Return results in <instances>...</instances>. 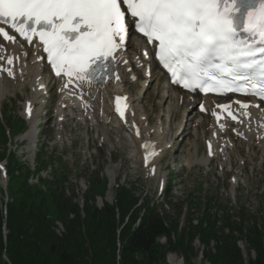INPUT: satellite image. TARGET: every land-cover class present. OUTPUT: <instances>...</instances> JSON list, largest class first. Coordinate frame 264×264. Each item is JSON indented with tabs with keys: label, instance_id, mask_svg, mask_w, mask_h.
<instances>
[{
	"label": "snow or ice",
	"instance_id": "snow-or-ice-1",
	"mask_svg": "<svg viewBox=\"0 0 264 264\" xmlns=\"http://www.w3.org/2000/svg\"><path fill=\"white\" fill-rule=\"evenodd\" d=\"M0 21L7 25L0 26L4 41L16 43L18 34L28 45L39 42L55 75L68 78L65 87L92 78V64L113 57L132 29L156 45V57L185 89L241 92L264 101V60L255 59L264 52L257 47L264 46V0L255 5L248 0H0ZM14 59L19 57L0 56L7 65L0 64V74L15 78ZM236 81H247V86L238 87ZM121 99L116 98V111L123 118ZM232 104L238 105V114ZM232 104L218 107L238 123H243L240 117H250L252 105ZM27 111L31 115L30 104ZM212 115L218 122L222 119L216 112ZM142 147L148 165L149 155H157L155 146L145 142ZM208 149L212 155L211 141Z\"/></svg>",
	"mask_w": 264,
	"mask_h": 264
},
{
	"label": "trees",
	"instance_id": "trees-1",
	"mask_svg": "<svg viewBox=\"0 0 264 264\" xmlns=\"http://www.w3.org/2000/svg\"><path fill=\"white\" fill-rule=\"evenodd\" d=\"M26 176V173H21L10 180L9 189L14 201L7 207L8 233L5 240L0 212V254L5 250L10 264H117L116 253L120 258L118 264H167L166 253L179 252L185 256L190 246L187 242L194 234L197 233L205 246L213 238L211 229H203L201 225H189L186 231L178 233L174 219L166 228L164 219L147 207L138 225L134 226L140 208L133 209L136 198L126 191L122 194L123 201L118 205L119 222L111 206L101 210L87 207L85 217L81 219L76 207L63 198L58 178L48 184L47 191L43 193L29 186L25 181ZM69 213L74 214L70 220ZM48 216L65 224L62 237L54 234ZM120 225L123 226L117 233ZM172 233L176 243L170 240ZM246 234L248 252L254 254L253 258H248L247 264H264V237L261 230L253 226ZM159 236L166 237L165 244L157 242ZM116 240L119 241V247ZM204 254L210 264L243 263L236 241L230 237L217 245L214 251L208 248ZM184 258L189 260L188 256ZM0 264L7 263L0 257Z\"/></svg>",
	"mask_w": 264,
	"mask_h": 264
},
{
	"label": "rangeland",
	"instance_id": "rangeland-1",
	"mask_svg": "<svg viewBox=\"0 0 264 264\" xmlns=\"http://www.w3.org/2000/svg\"><path fill=\"white\" fill-rule=\"evenodd\" d=\"M44 74L45 73H43V79L47 81L48 85H51V79ZM6 79H4V83L7 84L8 81ZM10 86H7L9 89V93L3 96L2 101L0 100V107H2L0 119H3V121L0 120V122L2 125L7 126L8 123H5V120L7 118V120L9 121L10 129L12 131H15L20 127L21 122L10 117H18V104L24 101L26 97H24L22 94L27 95L29 89L27 87L23 88L21 90V94L19 92L20 90L14 88L12 84ZM145 101H151L154 103L158 102L159 98H153V92L151 91L148 93V95H146ZM54 102L55 97L50 96L45 100V104L43 106L38 104L34 105V110L41 109L42 111L40 116L42 125L40 127L39 141L37 142L36 147L38 149L40 148V155L44 156L43 161H45L46 164H58L60 161L64 163L69 162L70 154H72L73 162H76L77 160L80 161L82 157H80L79 154L76 155V153L83 149H86L89 153H91V155L92 153H95V156L92 155V162H94L95 164L97 163L99 167L106 165L112 166L114 169L115 178L125 176V178L129 179V183H132V185L135 187V192L137 194L153 197V190L151 187L152 183H145L141 181L140 178L142 172L135 164V168L132 169L131 172L128 170L131 169L129 168L131 163L126 160L127 153L124 146L125 143L123 142L119 146H115V136L113 134L110 136L107 135V140L101 146H99V144L101 143L94 140L95 135L90 131L87 124H80L76 120H73L71 117H67L65 122L63 123V132H66L67 138H62V144L61 142L55 144L56 140L54 139V131L52 128V126L54 127L55 124V118L53 117L52 111ZM6 109L9 110V112H5ZM156 112H158V110H156ZM6 114L10 117L6 116ZM49 121L50 125L49 123L45 124V122ZM100 127L101 126H99V128ZM0 133L1 135L3 134L2 127H0ZM20 139L17 136L13 141H11V149L12 151H14L19 161H24L30 167H32L34 163L33 152L31 153L28 148L33 150L34 146L25 144L23 143V141H19ZM1 145L2 143L0 142V149L2 148ZM44 145L46 146L43 147ZM249 148L251 149L252 153L250 159L244 164L243 177L241 178L242 185L240 186V188L238 187L239 189L237 190V194L238 191L242 194V196L239 197L240 201L238 200L240 204H237L236 211H230L228 215H230L231 217H235L237 211H243V216L247 217V222L244 223L245 227L249 228L253 224H258L264 233V168L258 165V157L260 156L258 147H256V145H251ZM34 152L36 153V151ZM163 165L164 161L161 162L160 168H162ZM110 175L111 177H113L111 170ZM174 181L177 182L178 180L174 179ZM181 181L184 184L179 182L180 189L184 193L189 192V195H191L192 197L198 195L197 197L199 198V202L201 203V205H203L205 203V200H208V198H212V202L216 203L221 209L226 206V200L223 198L221 185L215 184L213 182L215 181V178L213 177L212 173H209L205 176L203 171L199 170L198 168H194L191 173L183 176V179ZM193 186L195 187V190L193 189ZM102 189L103 187H101V190ZM181 196H183V194ZM193 207L195 209L194 213L201 210V208L197 210L194 205ZM170 210L175 211L174 207H169V211ZM248 212H252L253 214H250ZM184 215L185 212H183L182 217H184ZM182 224H184V221ZM180 226L183 227V225L181 224ZM235 236H237V234H235ZM238 246L242 250L243 256L247 258V243L244 240H241V242H238ZM191 249V252L193 251L194 253L195 251L206 250H203L201 243H199L197 240L191 241ZM213 250H215V248H213ZM170 255L174 256V262L171 260ZM200 257L201 255L197 256L191 253L189 263L208 264V262H206L204 258L200 259ZM167 264H187V262H185L179 254H168Z\"/></svg>",
	"mask_w": 264,
	"mask_h": 264
},
{
	"label": "bare ground",
	"instance_id": "bare-ground-1",
	"mask_svg": "<svg viewBox=\"0 0 264 264\" xmlns=\"http://www.w3.org/2000/svg\"><path fill=\"white\" fill-rule=\"evenodd\" d=\"M133 41H136L138 47H142L143 52L145 51V49L143 48V44L139 40L133 39ZM3 46H5L6 50H2ZM132 51L134 52V50ZM136 54L137 53H135V55ZM0 56H10L13 58L19 57L18 60L14 59V65H13V70L15 72L14 79L9 78L6 73L0 74V100L5 94L9 93V89L6 83H4V79L7 78L6 80L8 82H11L14 88L20 90L21 87H27V86L29 87L30 95H28L27 97L29 99V102L31 103L42 102V100L40 99V95H42L45 92V82L42 80V72L44 68L41 65V62L39 61V56L35 52V47L31 46L30 48H27L25 46H21L19 44H14V43L0 44ZM135 61L136 59L133 54H130L128 52H121L119 54L118 61L116 62V69L119 72V76H121V78H123V75L124 78H127V75L125 73L128 72L129 63ZM0 64H4V66L7 67L5 61H0ZM78 85H79V90L76 91V93L80 97V101H74L72 99H69L67 97L68 93L63 91L61 89V85H58L55 82L56 90L61 89L60 92L56 95L55 104L52 106L54 115L55 117H57V123L55 124L56 140H61V138L64 136L61 127V122H58L59 118L62 119L63 116H65V112L63 111L62 113L63 105H66L68 107V109L66 110L67 115H69L70 117L73 116L74 118L76 116V118H78L79 120H82L83 118H88L90 126L94 127L99 123H101L100 121H105L102 117L99 116V112L101 111L100 110L101 103L103 102V104H107L106 98L108 96L107 94L108 92L116 91V92H122L128 94V87H126L125 84H121V82L116 85L110 84L104 89L84 81L83 82L78 81ZM109 97H111V95H109ZM185 97L186 99H188V102L187 104L184 105V109H186L189 104L196 105V102L190 99L191 97L189 95H185ZM138 98H139V93H137L135 100H137ZM161 98L162 99L168 98L172 100L173 98L172 92L168 94L162 93ZM179 98L180 95L177 94L175 97L176 102L179 100ZM202 103L205 110L200 112L204 114L206 111L211 110L213 107H215L217 101L212 97H205L202 98ZM80 105H83V109L79 108ZM136 106L135 108L138 109ZM170 106L171 104L169 105V107ZM173 108L175 110L177 109V106H174ZM198 108L199 107H197V110ZM103 109L107 111L106 107ZM261 110L262 108L256 111L248 110L250 112V117L248 116V120L243 118L244 116L240 117L243 120V123H238L237 124L238 128L244 130L245 131V132L243 131L244 133L250 131L253 134H255L258 138L264 139V132L262 131V126L264 123V112H261ZM39 113L40 110H38L37 113H33L31 115V117L28 120V129L20 136L22 140L23 139L28 140L29 141L28 144L30 146L32 145L34 146V140L37 135L36 133L39 123L37 120V118L39 117ZM248 121H252V124L249 125ZM180 123L173 124L172 129H174V132L183 131L187 128L186 124L184 125L183 128H180L181 127ZM101 124L102 126H104V124H108V123H101ZM109 126H111V130H115L114 124L112 125L110 124ZM200 126H202L201 123ZM165 130L166 127H164L162 131ZM170 130L171 128H169V131ZM103 135L105 134L102 131L100 136ZM118 135H120L122 139ZM117 137L118 139L115 141V146H119L121 143L124 142L125 150L129 158L135 160V156H136L135 148L138 147V144L134 145V142L130 138H128V136L125 133H121L120 131L116 132L115 139ZM200 160H204V159L201 158ZM197 161L198 159L192 157V163H196ZM107 198H109V194L107 195ZM171 260L173 262L175 260L173 255L171 256Z\"/></svg>",
	"mask_w": 264,
	"mask_h": 264
}]
</instances>
